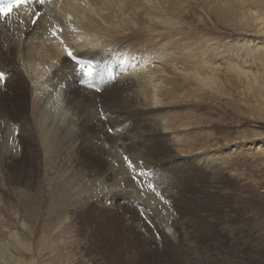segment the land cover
<instances>
[{
  "label": "rangeland",
  "instance_id": "374dc122",
  "mask_svg": "<svg viewBox=\"0 0 264 264\" xmlns=\"http://www.w3.org/2000/svg\"><path fill=\"white\" fill-rule=\"evenodd\" d=\"M194 3L184 10L190 20ZM193 6V22L169 26L176 37L161 35L156 51L143 47L150 61L139 70L157 75L151 99L150 85L144 95L136 82L117 81L107 93L118 105H107L101 89L76 88L69 105L63 92L53 95L58 119L72 117L66 132L74 134L77 156L56 155L38 135L30 102L52 83L27 75L26 60L19 61L23 32L12 35L0 84V264H264V100L257 88L264 81L252 79L264 69V47L245 61L264 37L228 27L211 35ZM210 63L222 71L216 75ZM228 64L243 74L225 71ZM201 75L210 78L197 80ZM127 98L145 102L140 115L122 113ZM165 123L173 132L165 134ZM234 141L243 148L224 154ZM219 150L224 155L214 157ZM178 151L184 162L166 159ZM153 160L171 170L149 165ZM102 187L124 191H97ZM130 190L136 199L123 195ZM146 194L151 205L143 203Z\"/></svg>",
  "mask_w": 264,
  "mask_h": 264
},
{
  "label": "bare ground",
  "instance_id": "6f19581e",
  "mask_svg": "<svg viewBox=\"0 0 264 264\" xmlns=\"http://www.w3.org/2000/svg\"><path fill=\"white\" fill-rule=\"evenodd\" d=\"M190 1H194L193 5H196L197 9L201 11V15L197 19L198 23L200 21V23L206 24L207 22L204 19H207L210 23L202 26V28L211 31V35L214 34V30L222 31L221 28L228 27L238 34L249 35L254 33L259 37H264V0H50L43 14L33 25L31 24L30 14L23 12L18 14L17 10L4 19L0 18V70L4 69L5 61L7 60L6 48L9 49V45L12 43V35L21 30L23 33L19 37V61L23 62L24 59L26 60L27 75L29 77L34 75L40 80L46 79L52 83V87L44 88L42 94L35 96L30 102V115L33 124L38 135L40 134L42 139H44L48 150L54 149L55 154L59 156L63 152L68 154L73 152L77 156L79 152L78 146L72 141L75 138L74 134L66 132V128L72 123V117L63 115L58 119L57 111L54 110L53 104L50 103L55 93L63 92L69 101L66 103L69 105L71 101L75 100L76 88L84 90L79 85V82H81L97 86L103 90L104 92L100 93L104 96V101L107 102V105H118L113 102L107 93L111 90L110 84L117 81L122 84L136 82L144 95L148 91L147 86L150 85L153 94L149 93L145 97L151 99L156 95L157 75L154 73L146 74L145 71L139 70L141 65L145 68L146 64L144 65V63L150 61V58L145 56V49L150 48L152 50L155 48L158 45L155 41L160 39L161 35L176 37L178 34L169 26L174 24L188 25L193 22V15L196 11L194 6L192 5L191 8L192 21L184 12ZM31 5H33V2L31 4L26 3V9L30 11ZM54 24H57L58 27H54ZM50 28H53L54 32L61 36L72 49L76 58L89 60L101 57L99 61H102L111 55L110 71L114 77L113 80L110 73L99 70L96 67L94 69L98 71V77L100 78L98 82L93 79L87 80V77H83L82 70L84 67H88L89 64L86 61L79 62L80 65H83V68L80 71H76V62L69 60L64 55L58 43L45 37ZM217 38L219 39L220 37ZM219 42L225 43L226 41ZM250 42L253 43L252 40ZM141 43H144V45ZM255 44L256 50L248 48L250 53L246 52L245 61H247L248 57L253 59L258 52L257 50L264 47V44L259 43V41H256ZM225 50L226 48H224ZM261 51H264V48ZM260 61L264 62V57ZM101 65L99 63L97 67L100 68ZM218 65V63H210L212 69H216V75L222 71ZM216 66L218 67L216 68ZM194 71L199 75L201 74V71L196 67ZM225 71H235L237 75L243 74L238 66L231 64L226 66ZM207 78L210 77L204 75L196 77L200 81ZM259 78L264 81V69L258 71L252 79L258 80ZM211 79L216 81L218 77ZM213 80L210 88L217 90V82L214 83ZM248 83L249 80L244 84ZM33 86L35 87L36 84H33ZM257 88L262 92V99L264 100V84L259 82ZM144 103L140 99L127 98L118 107L123 109L122 113L124 114L135 113V116H138L140 115V106ZM62 105L59 109H62ZM67 106L65 105V107ZM263 109L264 107L261 108V110ZM47 117L48 123L46 122ZM120 121L123 122L125 120L122 119ZM74 123L76 124V119H74ZM139 123H135L133 127L139 129L140 133L146 132L147 129L142 130ZM164 126L166 127L165 134L173 132L174 129L169 123H165ZM242 148L241 141H234L231 143L230 148H223V153L225 152L226 155H229ZM258 149L264 153V147H261V144L258 145ZM218 152H213L214 154L212 155L218 157L225 154L220 153V150ZM183 153V151H178V154L172 153L166 159L179 155L176 156L177 159H180L177 160L179 161L177 163L181 164L184 162ZM64 164L66 166L70 164L68 157L64 159ZM64 164H62L63 167ZM150 164H155L163 172L171 170L170 163L163 164L158 160H153ZM63 167L61 168L63 169ZM157 168L154 169V173ZM128 178L130 179L129 174ZM97 191L119 193L123 192L124 189L122 187H102L97 189ZM84 192L89 193V196L95 195L96 189L89 190L85 188ZM123 195L137 198L135 190L126 191ZM146 196L148 198L145 197L143 203L151 205V202H154L153 197L149 194H146ZM193 262V264H196L197 261L193 260Z\"/></svg>",
  "mask_w": 264,
  "mask_h": 264
},
{
  "label": "snow or ice",
  "instance_id": "6c2138e0",
  "mask_svg": "<svg viewBox=\"0 0 264 264\" xmlns=\"http://www.w3.org/2000/svg\"><path fill=\"white\" fill-rule=\"evenodd\" d=\"M38 3L43 4L44 0H38ZM33 23H35V20L33 21ZM68 56L75 58L74 54L71 52L68 53ZM81 68H83V65H81ZM89 71H90V69H89ZM3 79H4V73L0 72V81H3ZM101 114H102V117L106 119V114H104L102 110H101ZM109 131H112V129L110 128ZM125 159H127V158H125Z\"/></svg>",
  "mask_w": 264,
  "mask_h": 264
}]
</instances>
